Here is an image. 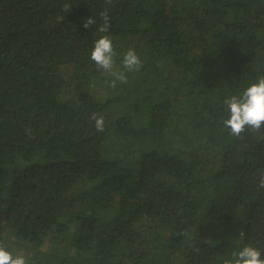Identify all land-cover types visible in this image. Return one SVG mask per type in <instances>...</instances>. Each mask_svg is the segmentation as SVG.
Masks as SVG:
<instances>
[{"label":"trees","instance_id":"obj_1","mask_svg":"<svg viewBox=\"0 0 264 264\" xmlns=\"http://www.w3.org/2000/svg\"><path fill=\"white\" fill-rule=\"evenodd\" d=\"M129 49L143 66L110 87ZM261 77L264 0H0V245L29 264L264 258V128L223 124Z\"/></svg>","mask_w":264,"mask_h":264},{"label":"clouds","instance_id":"obj_2","mask_svg":"<svg viewBox=\"0 0 264 264\" xmlns=\"http://www.w3.org/2000/svg\"><path fill=\"white\" fill-rule=\"evenodd\" d=\"M111 3V0H106ZM65 11H69L67 5ZM102 23L98 26V31L106 33L110 27V18L107 10L99 13ZM96 23L92 18H87L83 24L85 29ZM116 52L113 42L108 35H102L94 42L90 58L96 67L104 72H111L115 67ZM121 71L113 72V79L109 86L116 87V82L126 83L125 71H139L143 64L133 49H129L121 61ZM228 118L223 121L229 133L237 138H243L242 134L248 131L259 132L264 128V77L256 83L247 87L239 96H232L224 101ZM96 132L104 131V118L93 114ZM260 187H264V180H261ZM262 253L252 246H244L241 250L232 253V258L226 260L225 264H264ZM0 264H29L24 254L13 255L4 246L0 245Z\"/></svg>","mask_w":264,"mask_h":264},{"label":"rangeland","instance_id":"obj_3","mask_svg":"<svg viewBox=\"0 0 264 264\" xmlns=\"http://www.w3.org/2000/svg\"><path fill=\"white\" fill-rule=\"evenodd\" d=\"M17 252H18V254H23L24 253L23 250H20V249H18Z\"/></svg>","mask_w":264,"mask_h":264}]
</instances>
